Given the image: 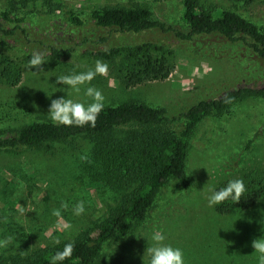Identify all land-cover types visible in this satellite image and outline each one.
Instances as JSON below:
<instances>
[{
	"label": "rangeland",
	"instance_id": "374dc122",
	"mask_svg": "<svg viewBox=\"0 0 264 264\" xmlns=\"http://www.w3.org/2000/svg\"><path fill=\"white\" fill-rule=\"evenodd\" d=\"M11 1L25 17L22 24L28 35L0 32V40L7 42L0 45V58L12 59L23 69L21 81L14 86L0 75L1 130L10 132L31 121L51 120L48 111L53 99L91 103L84 95L89 86L101 90L104 106L136 101L166 107L171 115L238 87L264 86V59L242 40L230 41L217 33L183 40L159 29L121 32L100 27L90 17L76 26L62 15L70 8L148 6L154 17L187 29L182 20L183 0H0V20ZM201 2L214 14L236 10L264 27V0ZM103 36L107 40L99 42ZM145 42L153 45L148 52L130 55L131 48ZM51 45L72 51L56 58L51 56ZM110 48L119 50L109 59L87 53ZM36 51L44 54L43 71L27 66V55ZM148 54L163 57L169 75L129 81L138 60ZM97 60L108 65L107 75H97L81 86L80 93L57 83V76L94 69ZM184 123L178 120L169 126L180 131ZM91 144L89 138L80 136L41 148L0 152V239L13 237L6 248H0L1 256H24L55 245V239L73 241L117 205L119 191L96 182L89 171ZM186 173L190 183L171 178L146 219L137 222L127 237L106 244L96 264H150L146 249L154 243V232L165 235L164 243L182 249L185 264H259L260 253L252 241L264 239V97L248 95L199 122L190 138ZM235 179H242L247 189L241 200L209 207V190L218 191ZM81 200L85 212L77 216L73 209ZM62 202L67 203V210L61 208ZM54 209L61 210L60 217L52 215Z\"/></svg>",
	"mask_w": 264,
	"mask_h": 264
},
{
	"label": "trees",
	"instance_id": "16d2710c",
	"mask_svg": "<svg viewBox=\"0 0 264 264\" xmlns=\"http://www.w3.org/2000/svg\"><path fill=\"white\" fill-rule=\"evenodd\" d=\"M11 3V8L2 12L0 32L5 36H14L18 32L27 36L28 31L22 24L25 17L15 11L16 4ZM183 4L182 20L187 29H179L154 17L148 6H92L89 11L70 8L63 10L62 15L67 22L76 26L84 25L90 17L100 27L136 33L153 29L172 31L183 40L217 33L230 41L242 40L264 59V27L236 10L214 14L201 0H183ZM5 21L15 24L7 25ZM106 40V36L99 38V42ZM6 43L0 40V45ZM151 46L150 42L140 44L130 49V55L136 56L144 50L148 52ZM118 50H87V53L109 59ZM50 51L51 56L58 58L69 55L72 50L51 45ZM30 58L29 53L27 60ZM22 71L20 63L0 58V75L10 85H17L21 81ZM169 73L163 57L154 58L148 54L138 60L137 70L128 79L134 83L148 78H165ZM248 95L264 97V86L238 87L219 97L201 99L177 115L169 114L163 106L129 101L104 106L94 127L90 124L64 126L51 120H35L10 132L0 129V152L25 147L41 148L80 136L89 138L93 155L89 158V171L96 182L112 185L120 193L117 205L92 230L81 232L73 241L46 245L24 256L0 255V264H50L51 257L57 251H62L69 242H74L73 255L58 264H96L106 244L127 237L137 222L146 219L161 189L171 178H178L187 185L190 183L186 166L190 138L198 123ZM178 120L185 122L183 128L180 131L170 128L169 124Z\"/></svg>",
	"mask_w": 264,
	"mask_h": 264
},
{
	"label": "clouds",
	"instance_id": "9594fccd",
	"mask_svg": "<svg viewBox=\"0 0 264 264\" xmlns=\"http://www.w3.org/2000/svg\"><path fill=\"white\" fill-rule=\"evenodd\" d=\"M44 54L39 51L33 52L28 61V67L38 71H43V64L45 63ZM108 73V65L101 60L95 62L94 69H89L87 72L79 74L61 75L56 77L57 83L69 86L76 93L81 92V86L88 85L97 76H106ZM84 95L90 97L92 102L85 104L83 102L74 101L72 99H65L64 97L51 100L49 115L51 120L59 125L64 126H95L96 120L100 112L104 108V95L101 90L89 86L84 90ZM211 194L207 197L208 206L214 207L223 204L224 201L231 199L237 203L241 200L244 193L247 191L244 181L242 179L231 180L226 187L220 190H209ZM61 208L67 210V203L62 202ZM20 211L24 213V209ZM73 212L79 216L85 212V202L78 201ZM53 216L60 217L61 210L54 209ZM4 222L7 223V217H4ZM70 227V226H66ZM13 240L12 236H7L0 239V248H6ZM153 244L147 247L146 252L150 256V264H185L184 254L182 249L173 247L170 244L164 243L166 240L162 232H154L152 236ZM59 239L53 240L54 244H58ZM252 246L255 251L260 253L259 264H264V239H255L252 241ZM74 242L67 243L62 251H57L50 259V264H58L66 259H70L74 252Z\"/></svg>",
	"mask_w": 264,
	"mask_h": 264
}]
</instances>
